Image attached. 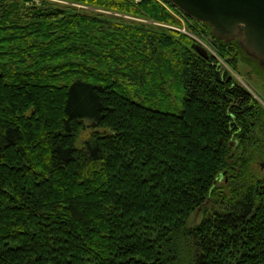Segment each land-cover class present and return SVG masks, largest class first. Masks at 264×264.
<instances>
[{
	"label": "trees",
	"instance_id": "16d2710c",
	"mask_svg": "<svg viewBox=\"0 0 264 264\" xmlns=\"http://www.w3.org/2000/svg\"><path fill=\"white\" fill-rule=\"evenodd\" d=\"M67 1L131 17L0 0V264H264V105L227 65L264 66L169 0L215 52L158 0Z\"/></svg>",
	"mask_w": 264,
	"mask_h": 264
},
{
	"label": "water",
	"instance_id": "95a60500",
	"mask_svg": "<svg viewBox=\"0 0 264 264\" xmlns=\"http://www.w3.org/2000/svg\"><path fill=\"white\" fill-rule=\"evenodd\" d=\"M186 15L205 22L222 40L238 39L246 53L264 66V0H169ZM197 51L208 49L200 42Z\"/></svg>",
	"mask_w": 264,
	"mask_h": 264
},
{
	"label": "rangeland",
	"instance_id": "374dc122",
	"mask_svg": "<svg viewBox=\"0 0 264 264\" xmlns=\"http://www.w3.org/2000/svg\"><path fill=\"white\" fill-rule=\"evenodd\" d=\"M165 6V5H164ZM166 7V6H165ZM80 8V7H79ZM167 8V7H166ZM84 9H90L89 7L84 6ZM93 9V8H92ZM168 9V8H167ZM94 10H98V9H94ZM169 10V9H168ZM98 11H103V12H107V13H111L113 12V14L115 15H121V16H125V17H131L130 15L127 14H122V13H118L111 10H98ZM110 11V12H109ZM174 11V10H173ZM172 14H174L177 18H179V20L181 21V25L179 26H174V25H170V24H166V23H160L159 26H166L167 28H176L178 30H181L183 32L189 33L191 34L193 37H195L197 40H199V42L203 45H205L207 47V49L209 51H214L213 45L211 43V38L208 34L203 33L201 35H196L194 34V32L192 30L189 29V21L187 19H185L184 17H182L179 13L172 12ZM220 61L223 62L224 64L226 63L224 60H222L220 58ZM226 65V64H225ZM227 67L234 73L235 76L238 77V79L243 82L247 88H249L251 90V92H253V94L261 101V103L264 105V87H263V83L262 81L258 80L256 76H250L249 74V70L247 69L246 66H242V73H239L233 69H231L228 65ZM93 127L88 126L86 129H84L79 136L76 139V145L77 146H83L84 143L86 142V140L89 138L90 136V131ZM255 166L264 171V165H262L261 163H256ZM219 184H222V180H219L218 182ZM203 216V213L200 210H195L189 217V224L190 225H194L196 223H198L201 218Z\"/></svg>",
	"mask_w": 264,
	"mask_h": 264
},
{
	"label": "built area",
	"instance_id": "2783aa9c",
	"mask_svg": "<svg viewBox=\"0 0 264 264\" xmlns=\"http://www.w3.org/2000/svg\"><path fill=\"white\" fill-rule=\"evenodd\" d=\"M36 2H39L40 0H35ZM53 1H58V2H64V3H67V4H71V5H75L77 7H80V8H84V6L86 7H89L90 9H98V10H102L100 8H94L92 6H89V5H86V4H82V3H78V2H70V1H67V0H53ZM136 2L140 1V0H134ZM160 1L163 5H165L171 12H175L176 10L173 9L172 7L169 6V4H167L164 0H158ZM174 10V11H173ZM110 12V11H109ZM177 12V11H176ZM113 13V12H111ZM115 13V12H114ZM178 13V12H177ZM116 14V13H115Z\"/></svg>",
	"mask_w": 264,
	"mask_h": 264
}]
</instances>
